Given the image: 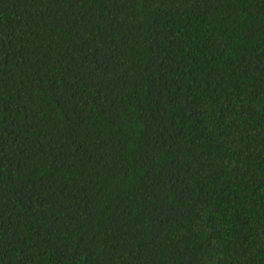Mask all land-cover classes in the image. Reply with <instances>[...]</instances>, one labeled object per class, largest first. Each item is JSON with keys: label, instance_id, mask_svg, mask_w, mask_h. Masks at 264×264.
<instances>
[{"label": "trees", "instance_id": "16d2710c", "mask_svg": "<svg viewBox=\"0 0 264 264\" xmlns=\"http://www.w3.org/2000/svg\"><path fill=\"white\" fill-rule=\"evenodd\" d=\"M0 264H264V0H0Z\"/></svg>", "mask_w": 264, "mask_h": 264}]
</instances>
